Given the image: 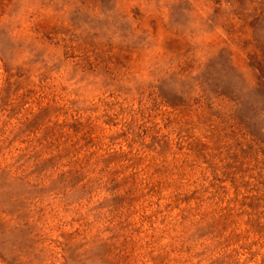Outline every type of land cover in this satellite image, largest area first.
Here are the masks:
<instances>
[{"label": "rangeland", "instance_id": "374dc122", "mask_svg": "<svg viewBox=\"0 0 264 264\" xmlns=\"http://www.w3.org/2000/svg\"><path fill=\"white\" fill-rule=\"evenodd\" d=\"M0 264H264V0H0Z\"/></svg>", "mask_w": 264, "mask_h": 264}]
</instances>
